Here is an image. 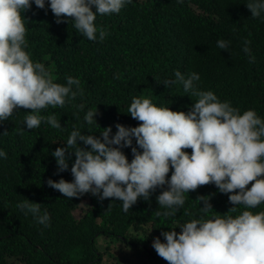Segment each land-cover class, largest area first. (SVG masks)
<instances>
[{"label": "trees", "instance_id": "16d2710c", "mask_svg": "<svg viewBox=\"0 0 264 264\" xmlns=\"http://www.w3.org/2000/svg\"><path fill=\"white\" fill-rule=\"evenodd\" d=\"M247 3L132 0L119 14L97 16V26L109 33L103 41H89L71 18L57 23L47 3L43 10L33 4L22 13L31 58L46 65L55 83L66 84L68 76L79 78L83 95L62 108L42 110L44 116L55 114L63 131L44 122L37 129H26L23 122L31 110L23 108L0 123V149L7 153V159H0V264H124L125 254L112 246L113 240L141 252L146 257L141 264H168L153 249V239L164 242L161 232L199 218V207H203L199 197L208 198L212 205L213 213L207 218L235 216L245 210L241 205L231 212L234 205L228 197L234 193H220L208 184L189 191L175 217L156 214L165 211L157 196L166 186L157 188L147 201L138 199L125 213L115 198L101 201L90 193L66 198L48 187L47 180H72L71 162L68 171L55 175L52 152L65 147L73 127L99 136L109 126L114 135L116 124L138 126L141 122L128 114L133 98H149L158 107L187 113L198 97L184 92L179 82L165 84L176 80L177 70L186 77L198 73V90H211L241 113L252 109L264 118V18H253ZM220 39L230 41L226 51L217 47ZM245 40L251 42L254 63L243 51ZM80 104L85 106L82 110ZM89 109L97 110L98 127L85 123ZM122 150L131 162V149ZM184 151L191 154L192 150ZM23 198L42 205V212L50 214L49 227L17 207ZM81 208L76 217L75 211ZM262 210L264 204L251 209Z\"/></svg>", "mask_w": 264, "mask_h": 264}, {"label": "clouds", "instance_id": "9594fccd", "mask_svg": "<svg viewBox=\"0 0 264 264\" xmlns=\"http://www.w3.org/2000/svg\"><path fill=\"white\" fill-rule=\"evenodd\" d=\"M46 3L57 23L71 18L75 29L89 41H103L109 33L97 26V16L119 14L132 0H0V123L23 108L31 110L23 122L26 129H37L44 122L63 131L55 114L44 116L41 112L62 108L82 96L81 81L68 76L66 84L53 82L46 65L34 61L26 51L28 28L22 13L33 4L43 10ZM246 7L253 18H264V0H248ZM250 43L244 41L243 51L254 63ZM229 44L217 40L221 50L226 51ZM174 75L176 80L165 84L179 82L184 92L198 97L187 113L158 107L149 98H133L128 114L141 122L136 127L116 124L114 135L109 126L99 136L90 131L82 134L80 128L73 127L65 147L52 152L55 175L68 171L71 162L72 180L49 178L47 186L66 198L87 193L101 201L115 198L125 213L138 199L147 201L157 188L166 186L157 196L165 211L156 214L168 218L184 207L189 191L213 184L220 193H234L228 197L234 205L231 212L241 205L245 210L235 216L207 218L213 213L212 205L208 198L199 197L197 201L203 204L200 217L181 223L179 233L174 230L177 227L161 232L164 242L154 238L153 249L168 264H264V210L251 211L264 204V118L252 109L241 113L211 90H198V73L186 77L177 70ZM84 107L79 105L81 110ZM97 114L89 109L85 123L98 127ZM125 148L131 149V162L122 150ZM189 148L191 154L184 151ZM0 159H7L3 149ZM170 168L173 171L168 178ZM17 207L38 224L50 226V214L42 212L40 203L23 198Z\"/></svg>", "mask_w": 264, "mask_h": 264}, {"label": "rangeland", "instance_id": "374dc122", "mask_svg": "<svg viewBox=\"0 0 264 264\" xmlns=\"http://www.w3.org/2000/svg\"><path fill=\"white\" fill-rule=\"evenodd\" d=\"M51 76L53 77L54 75L51 73ZM83 211V208L78 209L77 211H75V215L76 217H78ZM179 225H176L174 229L177 233H179L180 229L178 227ZM112 246H115L117 248H119V251L125 254V262L124 264H141L146 260V257L144 255L141 254V252L136 251L132 248H126L124 246H121V244L117 241H111ZM117 251L116 249H112V252ZM15 264H20L19 262H15Z\"/></svg>", "mask_w": 264, "mask_h": 264}]
</instances>
